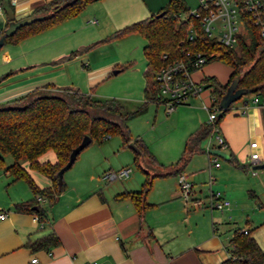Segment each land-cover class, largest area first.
I'll use <instances>...</instances> for the list:
<instances>
[{"label":"crops","instance_id":"0c3cea01","mask_svg":"<svg viewBox=\"0 0 264 264\" xmlns=\"http://www.w3.org/2000/svg\"><path fill=\"white\" fill-rule=\"evenodd\" d=\"M2 1L0 35L7 25ZM47 1L15 0L11 3L8 0L14 19L30 14L35 7ZM108 2L112 3L111 10L118 11L123 17L137 13L141 4L147 8L148 15L158 9L153 10L151 4L142 3L141 0ZM35 65L13 63L0 72V102L47 82L61 87L51 80L53 77H40V72H33ZM229 70L228 67L226 72L218 73L208 69L203 73L201 69L193 79L197 81L208 75L224 83ZM206 95L209 98L208 92ZM204 98L200 91L170 112L171 116L182 114L185 125L180 134L182 145L179 150L177 145L174 147L169 162L158 161L148 150L163 170H167L176 161L185 137L206 122L204 106L207 104ZM216 127L222 144H217L211 138L208 151L219 148L226 157L206 151V163L202 165L205 167L203 171L206 180L197 184L193 182L195 174H190L185 166L182 168L191 181L194 197L207 198L210 193H217L229 200L222 215L211 211V205L204 200L202 206H207L205 208L209 211L210 224L203 233L197 225L205 215L201 212L204 207H193L188 202H182L176 174L167 173L152 178L160 180L158 178L171 176L172 185L159 198L146 194V201L150 205L139 213L129 198H116L115 195L138 189L143 178L142 170L141 178H137L138 184L130 178L99 186L98 172L104 171V166L94 154L85 153L72 175L78 177L81 174L91 184L85 186L78 182H65L63 189L51 202L43 200L42 205L46 204L43 221L36 219L33 212L14 208V203L29 199L31 193L22 179L11 180L8 173L1 171L0 210L6 214L0 219V264H85L89 260H95L97 264H221L227 256L228 240L234 228L246 229L257 244L264 248V166L253 168L256 164L264 163V102L261 96L247 94L231 102ZM201 141V150L198 152L202 151ZM250 141L256 142L258 153V159L253 165H248ZM214 156L218 165L213 164ZM36 159L38 162L45 159L53 162L55 155L51 149H47ZM21 165L38 187L49 184L48 178L29 169L27 162ZM204 184L206 189L203 188ZM167 205H170L169 210ZM255 207H258L257 217L248 214V210L252 211ZM223 217L228 224L225 237L218 233L217 225ZM242 217L244 223H237L236 220L240 221ZM51 230L57 238L56 243L36 250L26 246V242ZM31 257H35L36 262H30Z\"/></svg>","mask_w":264,"mask_h":264},{"label":"trees","instance_id":"16d2710c","mask_svg":"<svg viewBox=\"0 0 264 264\" xmlns=\"http://www.w3.org/2000/svg\"><path fill=\"white\" fill-rule=\"evenodd\" d=\"M4 1L11 9L8 0ZM93 1L96 0H49L24 16L41 15L40 19L18 27L11 35L4 37L3 43H14L31 33L49 27L76 14L87 3ZM187 9L183 0H167L154 13L121 26L110 36L117 38L136 32L145 39L141 48L146 62V68L142 72L145 99L152 100L149 98V94L155 90L152 76L153 71L164 61L161 55L165 54L167 58L175 57L181 47H186L214 51L217 54L215 58L230 69L224 83L219 82L214 76L205 75L200 79L203 88L208 89L210 104L218 105L230 80L235 76L238 77L237 88H252L247 94H259L264 102V33L260 34L253 22L248 20L247 33L238 35L233 47L224 46L207 38L201 30H197L192 39H187L185 35L187 25L179 18L180 13ZM159 12L161 14L156 16ZM95 43L97 42L85 45L80 50L85 51ZM75 54L76 51H71L66 57ZM143 109L144 103L135 109H127L118 99L101 98L74 87L54 86L50 82L0 102V169L8 173L11 180L22 179L31 193L29 199L14 203V208L33 212L40 221H43L46 204L43 206L42 202L36 200V196L43 197L45 202L49 203L63 189L64 182L61 178L58 183L56 173L66 162L70 149L79 143L83 135L88 136L89 143L92 139L118 134L123 144L132 142L137 148V151L133 150V162L142 170L143 178L138 189L122 191L115 197L129 198L140 213L150 205L146 201V194L151 187L152 178L156 175L177 174L182 171L190 155L201 150L200 141L209 134L212 126L217 125L228 108L219 110L211 122L206 121L198 125L185 137L178 158L167 170L158 166L145 144L138 138L130 136L127 121ZM47 149L54 152L55 160L38 162L37 156ZM6 154L10 162L5 165L3 157ZM140 158H144L151 166H156L155 170L144 168L139 161ZM22 162H27L29 169L47 177L49 184L38 187L21 165ZM33 205H36L35 209ZM56 242L57 238L51 230L26 242V246L32 250L45 249ZM228 243L227 256L221 264H264V248L257 244L247 230L243 233L242 229L234 228Z\"/></svg>","mask_w":264,"mask_h":264},{"label":"rangeland","instance_id":"374dc122","mask_svg":"<svg viewBox=\"0 0 264 264\" xmlns=\"http://www.w3.org/2000/svg\"><path fill=\"white\" fill-rule=\"evenodd\" d=\"M141 1L148 5L151 4L153 10H155L167 0ZM185 1L183 0L188 8L187 11L194 9L197 5V0ZM111 4L108 0L93 2L92 4L87 3L76 14L49 27L31 33L14 43H3L0 46V72H3L13 63L22 65L32 63L36 64L33 72H40V77H53L51 80L57 82V85L71 86L81 92L101 98L118 99L124 103L127 109H135L144 103V109L131 116L127 121L130 136L138 138L145 144L146 148L158 161L169 162L174 147L177 145L179 150L182 145L180 134L185 125V117L182 114L171 116L170 112L166 113L164 111L162 103L145 99L143 92L145 81L142 72L146 68V62L141 51L145 39L136 32L110 38L114 30L127 23L144 18V16L146 17L149 12L141 4L137 13H132L130 17H123L118 11L111 10L113 9ZM182 14L184 12L180 13V15ZM92 19H95V21L91 22ZM92 42L97 43L85 51L80 50L81 47ZM71 51H76V54L67 58L66 56ZM116 68L118 71L112 74V69ZM201 69L203 73L208 69L224 73L228 70V67L217 58H214L205 63ZM201 69L195 71L193 77L198 76ZM207 90V88H203L201 93L203 97L205 96L204 100L208 105ZM180 106L182 104L176 105L175 108ZM204 111L207 115V111L205 109ZM206 144L207 138L202 139V151L192 154L184 167L185 170H190V174H195L196 179L193 180L195 184L206 180L203 171L205 167H202L206 163V156L208 155L204 149ZM85 153H92L99 160L101 159L104 171L116 170L120 167H130L131 169L126 178L107 182L100 178L104 172L100 170L98 172L99 186L109 182L119 183V181L130 178L131 181L138 184L137 178H141V169L132 161L133 149L128 143L123 144L118 134H109L102 139H92L82 148L72 164L62 172L61 178L64 183L78 182L85 186L91 184L81 174L78 177L72 175L77 163ZM175 154L177 156V153ZM3 158L5 165L10 162L7 154ZM153 167L156 168V166ZM1 171L0 169V173ZM158 179L160 180H152L147 196L151 195L154 198H159L172 185L171 176ZM205 184L204 189H206ZM167 207L169 210L170 205H167ZM204 208L201 212L205 215L199 219L197 225L202 233L206 228H209L210 224L209 211ZM223 208H212L211 211L222 215L224 214ZM257 211L258 207H255L252 211L248 210V214L257 217ZM243 217L240 221L236 220V222L243 224ZM225 221L227 219L223 217L219 221L220 223H217L218 233L222 237H225L227 232L225 228L228 224Z\"/></svg>","mask_w":264,"mask_h":264},{"label":"built area","instance_id":"2783aa9c","mask_svg":"<svg viewBox=\"0 0 264 264\" xmlns=\"http://www.w3.org/2000/svg\"><path fill=\"white\" fill-rule=\"evenodd\" d=\"M11 3L15 0H9ZM180 20L187 25L185 35L187 39L195 37L197 30H201L209 39H212L224 46L233 47L236 44L238 35L247 33L246 23L251 20L257 27L260 34L264 33V0H197L194 9L185 11L179 15ZM95 21L92 19L91 22ZM216 52L204 50L188 49L181 47L179 54L175 57L167 58L161 55L164 61L153 71L152 81L155 85L153 93L149 98L164 105L166 113L171 112L176 105L182 104L189 96L196 95L202 89V82L193 79V73L216 57ZM207 111V122H211L217 115L218 105L209 104L204 106ZM207 137V145L204 148L208 151L211 138L217 144H222L217 134V127L212 126ZM248 165L255 164L258 159L256 142L248 143ZM209 152V151H208ZM213 157V164L218 165ZM130 167H120L116 170H106L100 178L107 182L114 179L126 178L130 173ZM253 170L251 169V173ZM176 184L178 194L182 202L189 203L193 207L201 206L206 200L212 208L221 209L229 204L225 197L218 196L217 193H210L207 198L194 197L191 181L187 175L180 171L176 174ZM36 200L43 202L44 198L36 196ZM5 211L0 210V219L5 216ZM36 219L37 215L34 214ZM39 220V219H38ZM245 233L246 230L242 229ZM30 262H36L35 257H31ZM85 264H97L95 260H89Z\"/></svg>","mask_w":264,"mask_h":264},{"label":"water","instance_id":"95a60500","mask_svg":"<svg viewBox=\"0 0 264 264\" xmlns=\"http://www.w3.org/2000/svg\"><path fill=\"white\" fill-rule=\"evenodd\" d=\"M1 5H2V7L5 11V14H6L7 25L3 29L2 34L0 35V46L3 43L4 37L11 35L18 27H20L24 24H28V23L36 20V19H40L42 17L41 15H37V16L32 15V16L22 17L20 19H14L12 10L8 6H6L5 1H2ZM160 14H161V12L157 13L156 16H158ZM117 71H118L117 68L112 69L111 73L114 74ZM237 80H238L237 76L233 77L230 80V83L228 84L224 94L221 96V98L218 102L219 110L228 108L231 102L235 101L240 96L245 95L247 93H250L252 91V88H237L236 87ZM88 141H89L88 136L83 135L81 140L79 141V143L70 149L66 162L61 167H59V169L57 170L56 174L58 176V183L60 182L62 172L72 164V162L74 161L78 152L87 145ZM128 145L134 151H137V148L132 144V142H128ZM209 152L212 154H215V155H220L222 157H226V154L219 148H211V149H209ZM139 161L144 168H146L150 171L155 170V168L153 166H151L150 164H148L144 160V158H140ZM263 166H264V163H260V164L254 165L253 168H258V167H263ZM33 208L35 209L36 205H33Z\"/></svg>","mask_w":264,"mask_h":264}]
</instances>
